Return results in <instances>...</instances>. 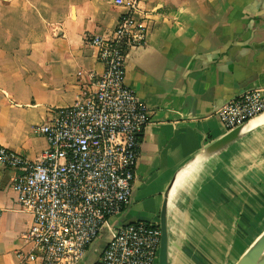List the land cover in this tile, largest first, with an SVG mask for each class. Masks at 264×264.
I'll list each match as a JSON object with an SVG mask.
<instances>
[{
  "label": "crops",
  "instance_id": "crops-1",
  "mask_svg": "<svg viewBox=\"0 0 264 264\" xmlns=\"http://www.w3.org/2000/svg\"><path fill=\"white\" fill-rule=\"evenodd\" d=\"M128 11L115 0H0V146L40 156L47 141L36 126L92 91L104 69L85 37L109 36ZM133 16L147 33L125 78L149 121L118 221L159 226L166 202L170 264H229L236 221L264 206V113L212 149L229 132L216 112L246 90L264 95V0H139ZM17 175L0 166V264L32 249ZM96 247L81 264L97 260Z\"/></svg>",
  "mask_w": 264,
  "mask_h": 264
},
{
  "label": "built area",
  "instance_id": "built-area-1",
  "mask_svg": "<svg viewBox=\"0 0 264 264\" xmlns=\"http://www.w3.org/2000/svg\"><path fill=\"white\" fill-rule=\"evenodd\" d=\"M128 7L109 36L90 35L102 73L94 89L71 106L54 108L35 131L47 148L35 160L0 146V166L18 172L16 206L32 221L22 235L32 249L19 264H81L90 247L105 238L94 264H157L161 232L150 221L124 223L149 109L126 83V59L144 45L147 28L133 14L139 0H115ZM264 113L263 90H246L216 116L230 131Z\"/></svg>",
  "mask_w": 264,
  "mask_h": 264
},
{
  "label": "water",
  "instance_id": "water-1",
  "mask_svg": "<svg viewBox=\"0 0 264 264\" xmlns=\"http://www.w3.org/2000/svg\"><path fill=\"white\" fill-rule=\"evenodd\" d=\"M251 121H248L245 124L230 130L226 135H224L219 141H217L212 146V149H217V148H221L223 146H226L231 141L238 138L241 135V133L243 132V130L245 129V127L248 124H250ZM166 207H167L166 202H163L161 212H160V216H159V224H158L160 232H161V237H160V245H159L157 264H170V260H169V232H168V225H167V219H166ZM121 221H123V220H121ZM95 245H97V247H96L94 252L96 253L97 259H98L101 255V253L103 252V249L105 248V245H106L105 238L100 239L98 242L95 243ZM93 246H94V244L90 247V250ZM237 264H264V232L251 245V247L246 251V253L240 258V260L238 261Z\"/></svg>",
  "mask_w": 264,
  "mask_h": 264
},
{
  "label": "rangeland",
  "instance_id": "rangeland-1",
  "mask_svg": "<svg viewBox=\"0 0 264 264\" xmlns=\"http://www.w3.org/2000/svg\"><path fill=\"white\" fill-rule=\"evenodd\" d=\"M251 207L253 208V206ZM259 208L260 210L257 212L252 209V213H249V215L238 217L240 220L236 221L235 250L234 255L231 254L234 259L229 264H237L240 258L264 232V206H259ZM204 252H206L205 249Z\"/></svg>",
  "mask_w": 264,
  "mask_h": 264
},
{
  "label": "bare ground",
  "instance_id": "bare-ground-1",
  "mask_svg": "<svg viewBox=\"0 0 264 264\" xmlns=\"http://www.w3.org/2000/svg\"><path fill=\"white\" fill-rule=\"evenodd\" d=\"M191 166H192V165H191ZM185 170H187V169H185ZM188 170H190V169H188ZM188 170H187V171H188ZM187 173H188V172H187ZM177 180H179V179H177ZM180 180H181V179H180ZM180 182H182V181H180ZM176 183H177V182H176ZM175 185H178V184H175ZM180 185H181V184H179L177 187H179ZM175 187H176V186H175ZM177 187H176V188H177ZM173 194H174V193H173ZM174 225H175V224H174ZM177 230H178V228H177ZM174 232H175V231H174ZM174 232H173V233H174ZM179 234H180V232H179ZM170 236H171V235H170ZM171 237H172V236H171ZM174 240H175V239H174ZM169 246H170V245H169Z\"/></svg>",
  "mask_w": 264,
  "mask_h": 264
}]
</instances>
